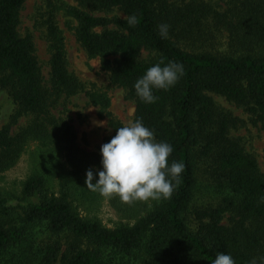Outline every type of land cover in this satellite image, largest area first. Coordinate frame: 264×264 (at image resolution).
Wrapping results in <instances>:
<instances>
[{"label":"trees","instance_id":"trees-1","mask_svg":"<svg viewBox=\"0 0 264 264\" xmlns=\"http://www.w3.org/2000/svg\"><path fill=\"white\" fill-rule=\"evenodd\" d=\"M76 1L98 11L118 9L125 16L108 20L69 12L80 46L89 57L101 58L110 82L134 102V119L152 129L158 142L173 146L169 164L185 167L168 199L108 197L132 224L110 229L80 216L76 209L83 200L100 193L86 187L82 176L89 167L101 170V155L82 153L72 128L52 118L48 108L58 96L80 92L82 84L67 71L60 33L49 20L50 87L43 86L32 40L17 31L25 0H0V89L17 107L11 123L0 129V173L34 140L42 147H63L70 168L53 185L57 150L45 152L44 158L37 156L39 168L34 166L18 196L0 190V264H212L217 252L231 254L235 264H249L264 257V174L228 137L238 120L208 96L244 106L264 121V0H228L221 13L194 0ZM163 23L169 25L166 39L158 34ZM219 28L228 35L229 54L207 51ZM142 52L152 56L140 61ZM161 60L181 63L184 75L168 90L154 89L156 101L145 103L133 85ZM88 97L93 105L107 103ZM26 115L33 120L12 136L11 125ZM109 125L114 131L121 127L114 120ZM204 182L219 192L209 202L199 197L208 190Z\"/></svg>","mask_w":264,"mask_h":264},{"label":"rangeland","instance_id":"rangeland-1","mask_svg":"<svg viewBox=\"0 0 264 264\" xmlns=\"http://www.w3.org/2000/svg\"><path fill=\"white\" fill-rule=\"evenodd\" d=\"M172 1L181 2L183 0ZM188 1L192 0H185V2ZM194 1L207 5L219 13L225 10L228 2V0ZM71 9L108 20L125 18L118 9L98 11L92 7L80 6L76 0H25L20 12L17 31L21 37L30 36L42 84L48 89L50 87V41L47 37L46 24L49 20L55 24L62 39L67 71L82 84V90L73 96L62 94L55 98L48 108L49 115L72 128L75 134V145L82 153L100 155L103 140L116 134V131L109 125L110 120L117 121L124 126L134 119L135 105L132 100L126 98L123 88L110 82L109 74L102 69L101 58L89 57L80 46L75 36L77 22L69 14ZM107 29L115 28L109 25ZM94 31L99 33L102 28H96ZM219 31L216 33L217 38L213 40L211 48L207 51L220 55L229 54L228 35L222 28H219ZM151 56L152 54L148 52H142L139 60L146 61ZM89 95H97L106 100V105H93ZM208 96L212 98L219 110L238 120L237 126L228 132V137L239 143L244 152L256 161L259 172L264 174V121L257 120L244 106L236 105L214 94H208ZM16 109L7 91L0 89V129L11 123ZM33 118L32 115L18 118L15 124L11 125L10 134L13 136L27 127ZM54 150L57 152H53L56 156L53 161L58 168H52L50 176L52 184L56 185L60 176L70 170L64 159L63 147L54 145L42 147L39 141L34 140L25 145L18 161L12 167L0 173L1 192L18 196L22 183L31 175L34 166L39 168L37 156L42 155L44 158L45 152L50 153ZM89 169H92L94 173L98 171L93 167L87 168L82 176L84 183L85 173ZM204 186L208 190L199 195L204 202H209L219 195L216 188L210 187L209 189L205 182ZM108 197L101 192L95 198L90 196L83 200L85 204L77 207L76 210L80 216L96 218L104 227L110 229L120 224H132L121 218L120 212L111 205Z\"/></svg>","mask_w":264,"mask_h":264},{"label":"clouds","instance_id":"clouds-1","mask_svg":"<svg viewBox=\"0 0 264 264\" xmlns=\"http://www.w3.org/2000/svg\"><path fill=\"white\" fill-rule=\"evenodd\" d=\"M130 24L135 17H130ZM158 34L166 39L169 25L158 26ZM184 66L176 61L163 60L150 66L134 83L136 95L145 103H154V89L168 90L184 75ZM173 146L157 141L154 131L139 118L116 128V134L100 147L101 170L85 173L86 187L98 190L105 196L118 195L125 202L168 199L184 170L182 162L168 158ZM95 179V183H93ZM212 264H235L229 253L217 252ZM249 264H264V257H254Z\"/></svg>","mask_w":264,"mask_h":264}]
</instances>
